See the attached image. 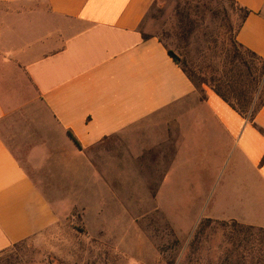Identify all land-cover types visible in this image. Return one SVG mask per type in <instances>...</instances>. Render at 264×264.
Masks as SVG:
<instances>
[{"label": "crops", "instance_id": "1", "mask_svg": "<svg viewBox=\"0 0 264 264\" xmlns=\"http://www.w3.org/2000/svg\"><path fill=\"white\" fill-rule=\"evenodd\" d=\"M234 1L250 11L237 42L264 59V0ZM155 2L0 0L13 7L0 10V253L61 220L47 194L63 171L80 170L61 157L63 146L79 158L163 113V132L127 142L136 159L168 145L152 198L173 231L165 208L191 217L187 236L204 219L264 228V105L255 127L206 86L201 99L165 45L143 40ZM99 177L91 163L93 187Z\"/></svg>", "mask_w": 264, "mask_h": 264}, {"label": "rangeland", "instance_id": "2", "mask_svg": "<svg viewBox=\"0 0 264 264\" xmlns=\"http://www.w3.org/2000/svg\"><path fill=\"white\" fill-rule=\"evenodd\" d=\"M12 8L0 4L1 11ZM185 16L194 22L190 35L183 32ZM241 16L242 12L228 0H156L143 19L141 31L145 36L157 38L182 65L199 74L211 63L219 70L220 52L231 44ZM208 71L203 69L202 73L209 77ZM163 114L127 128L93 151L80 153L79 158L76 157L79 153L63 146L61 157L73 165L78 162L80 170L78 175L60 170L56 178L58 191L47 194L57 199L52 205L61 213V220L13 250L0 253V264H256L257 260L264 261V248L255 239L238 245L241 239L249 237L245 225L212 220L204 222L198 236H195L197 228L187 236L194 226L191 217L178 215L174 210L170 214L165 208L166 217L178 235L154 208L153 190L167 165L168 145L163 143V155L155 147L141 151L136 159L131 155L127 137L130 134L133 138H147L154 132H163ZM44 124L50 126L48 121ZM48 131L52 130L48 128ZM126 154L131 159L124 164L122 158ZM91 163L101 174L95 187L91 185ZM122 168L128 174L124 178L120 173Z\"/></svg>", "mask_w": 264, "mask_h": 264}, {"label": "trees", "instance_id": "3", "mask_svg": "<svg viewBox=\"0 0 264 264\" xmlns=\"http://www.w3.org/2000/svg\"><path fill=\"white\" fill-rule=\"evenodd\" d=\"M228 1L231 2L236 10L242 12V16L236 31H234L232 42L228 46V49H224L222 52H220L218 57L221 59V61L219 60L220 63L218 62L220 64L219 70L212 63L202 68V71L203 69L209 70V77L205 72V74H203L201 70V73L196 74L185 64L182 65L173 52L167 48L165 44L164 45L167 48L168 55L176 64L181 67L183 73L193 83V85L199 89V92L201 93V99H204L203 87L206 86L211 89L221 100H223L231 109H233L243 118L247 119L249 123L256 127L254 122L255 116L264 105V86H261L264 75V59L237 42V32L243 21L250 14V11L239 6L234 0ZM185 17L186 18H184L182 22L184 23L183 32L187 35H190V30L193 29L194 22H192L188 16ZM230 30L233 33L232 27H230ZM142 37L143 40L151 38L149 36H145L144 34H142ZM212 42L215 44L214 41ZM259 131L262 132L261 129H259ZM67 136L76 148L81 149L79 142L70 131L67 132ZM262 163H264V156L262 158ZM210 221L212 220H202L197 226L195 236H198L202 232L204 222ZM247 230L249 232V234L247 233V236L249 237H247L246 240H244L245 238L241 239L238 245L243 243L242 241H253L252 239H255V243L258 246H263L264 248V228L247 226ZM254 232H256V234H253ZM24 241L19 243H23ZM19 243L14 244L2 252L13 250ZM255 263L264 264V261L257 260Z\"/></svg>", "mask_w": 264, "mask_h": 264}]
</instances>
